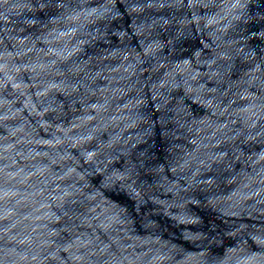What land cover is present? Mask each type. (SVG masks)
Masks as SVG:
<instances>
[{
    "label": "clouds",
    "instance_id": "9594fccd",
    "mask_svg": "<svg viewBox=\"0 0 264 264\" xmlns=\"http://www.w3.org/2000/svg\"><path fill=\"white\" fill-rule=\"evenodd\" d=\"M0 264H264V0H0Z\"/></svg>",
    "mask_w": 264,
    "mask_h": 264
}]
</instances>
